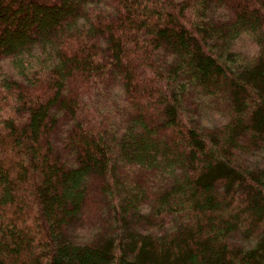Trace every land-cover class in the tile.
Here are the masks:
<instances>
[{
	"label": "trees",
	"instance_id": "trees-1",
	"mask_svg": "<svg viewBox=\"0 0 264 264\" xmlns=\"http://www.w3.org/2000/svg\"><path fill=\"white\" fill-rule=\"evenodd\" d=\"M0 264H264V0H0Z\"/></svg>",
	"mask_w": 264,
	"mask_h": 264
},
{
	"label": "rangeland",
	"instance_id": "rangeland-1",
	"mask_svg": "<svg viewBox=\"0 0 264 264\" xmlns=\"http://www.w3.org/2000/svg\"><path fill=\"white\" fill-rule=\"evenodd\" d=\"M47 15L48 14H46V16ZM39 17H45V15H41V13H40ZM239 46H240V48L245 49V50H251L252 49V44L247 37H242ZM205 117L207 118L208 122H217V121L223 119L221 116H218V114L216 112L208 113Z\"/></svg>",
	"mask_w": 264,
	"mask_h": 264
}]
</instances>
